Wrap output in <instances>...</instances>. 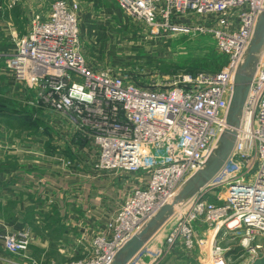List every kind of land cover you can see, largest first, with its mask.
I'll return each instance as SVG.
<instances>
[{"label": "built area", "instance_id": "obj_1", "mask_svg": "<svg viewBox=\"0 0 264 264\" xmlns=\"http://www.w3.org/2000/svg\"><path fill=\"white\" fill-rule=\"evenodd\" d=\"M114 1L152 33L185 30L178 19L191 14L218 18L198 24L197 30L211 35L225 64L214 73L179 76L166 88L95 70L80 51L78 4L65 0H56L46 16L33 17L22 37L14 36L16 49L6 66L15 79L36 91L39 104L70 117L91 142L97 171L138 178L105 231L89 239L86 255L65 264H111L118 250L203 168L227 128L234 76L264 11V0ZM256 58L229 158L206 186L173 207L165 223L175 220L163 246L203 251L205 264H246L227 255L214 229L239 237L251 259L260 249L253 244L255 234L264 237V44ZM31 241L30 230L23 229L4 235L3 247L17 255L27 252ZM141 251L128 264H143Z\"/></svg>", "mask_w": 264, "mask_h": 264}, {"label": "crops", "instance_id": "obj_2", "mask_svg": "<svg viewBox=\"0 0 264 264\" xmlns=\"http://www.w3.org/2000/svg\"><path fill=\"white\" fill-rule=\"evenodd\" d=\"M18 10L0 9V24L14 23ZM35 13L44 17L47 11ZM9 73L5 93L0 79V264H62L80 259L89 239L105 231L111 214L127 197V185L97 171L91 142L60 115L54 113L56 118L51 119L36 92ZM163 227L142 248L143 264H205L203 251L163 246L167 233L157 239ZM25 228L32 236L28 251L8 253L3 236ZM213 231L229 257L252 262L239 237L224 228ZM260 240L257 236L253 244Z\"/></svg>", "mask_w": 264, "mask_h": 264}, {"label": "rangeland", "instance_id": "obj_3", "mask_svg": "<svg viewBox=\"0 0 264 264\" xmlns=\"http://www.w3.org/2000/svg\"><path fill=\"white\" fill-rule=\"evenodd\" d=\"M55 1L0 0L3 10L11 9L7 7H18L19 9L17 17H15L17 20L14 23H10L11 25L0 24V79L2 80L1 90L3 93L6 92V89L9 90L8 86H5L4 80L10 75L6 60L16 49L14 36L22 37L26 33L29 21L38 14L35 12L38 10L48 11ZM65 1L78 4L80 51L95 70H108L148 88H166L179 76L201 72L214 73L225 64V58L218 52L211 35L200 33L197 30L198 24L210 20L217 21L216 17H198L191 14L178 19L186 27L185 30L152 33L143 23L124 14L114 0ZM8 3L13 4L9 6ZM190 27L192 28L190 29ZM13 79L15 80L14 76ZM23 87L25 86L23 85ZM48 110L51 119L56 118L52 115L55 113L74 124L68 115ZM55 129L53 132H56ZM57 130L62 131L63 128ZM95 156L94 151V160ZM135 177L134 175L122 176L109 173V178H113L114 181L120 182L122 185H127L128 193L126 195L129 194L133 182H137ZM172 222L174 223L175 220L172 219L164 225L157 239L162 237V234L164 235ZM257 236L261 239V243L257 244L260 246L258 250L260 253L257 251V257L251 263L249 261L248 264H264V237L255 234V239ZM176 250L179 253H184L179 248ZM87 251L88 245L86 253ZM139 259L141 261V256ZM58 260L61 261L60 258ZM235 261V263L240 262L239 259ZM67 262L69 261L66 260L62 264Z\"/></svg>", "mask_w": 264, "mask_h": 264}, {"label": "water", "instance_id": "obj_4", "mask_svg": "<svg viewBox=\"0 0 264 264\" xmlns=\"http://www.w3.org/2000/svg\"><path fill=\"white\" fill-rule=\"evenodd\" d=\"M264 44V11L258 17L253 39L248 48L245 60L234 76L232 95L226 116L227 128L218 139V147L211 153L202 169L191 175L175 194L170 204H166L133 235L116 253L111 264H128L153 237V235L173 215V207L191 199L201 188L206 186L220 171L229 158L240 125L244 106L256 63V55Z\"/></svg>", "mask_w": 264, "mask_h": 264}, {"label": "bare ground", "instance_id": "obj_5", "mask_svg": "<svg viewBox=\"0 0 264 264\" xmlns=\"http://www.w3.org/2000/svg\"><path fill=\"white\" fill-rule=\"evenodd\" d=\"M172 225H173V222H172V224L168 227V229L164 232V234H165L166 232L169 231V229L171 228ZM162 236H163V234H162Z\"/></svg>", "mask_w": 264, "mask_h": 264}]
</instances>
